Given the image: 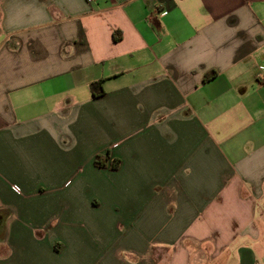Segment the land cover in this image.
<instances>
[{
	"label": "crops",
	"instance_id": "0c3cea01",
	"mask_svg": "<svg viewBox=\"0 0 264 264\" xmlns=\"http://www.w3.org/2000/svg\"><path fill=\"white\" fill-rule=\"evenodd\" d=\"M258 73L264 0H0V264H264Z\"/></svg>",
	"mask_w": 264,
	"mask_h": 264
},
{
	"label": "trees",
	"instance_id": "16d2710c",
	"mask_svg": "<svg viewBox=\"0 0 264 264\" xmlns=\"http://www.w3.org/2000/svg\"><path fill=\"white\" fill-rule=\"evenodd\" d=\"M117 39V38H115ZM89 88L91 91L92 96H99L103 93L101 81H93L89 84ZM106 157H103L101 155H97L94 159V164L100 167L106 166ZM117 164V161L115 162ZM112 168H115V166H112Z\"/></svg>",
	"mask_w": 264,
	"mask_h": 264
},
{
	"label": "built area",
	"instance_id": "2783aa9c",
	"mask_svg": "<svg viewBox=\"0 0 264 264\" xmlns=\"http://www.w3.org/2000/svg\"><path fill=\"white\" fill-rule=\"evenodd\" d=\"M260 68H262V67H260ZM262 69H263V68H262ZM258 76L263 78V77H264V74H260V73H258ZM14 189H15V190H18V187L14 186Z\"/></svg>",
	"mask_w": 264,
	"mask_h": 264
},
{
	"label": "rangeland",
	"instance_id": "374dc122",
	"mask_svg": "<svg viewBox=\"0 0 264 264\" xmlns=\"http://www.w3.org/2000/svg\"><path fill=\"white\" fill-rule=\"evenodd\" d=\"M17 187V186H16ZM13 188H14V186H13Z\"/></svg>",
	"mask_w": 264,
	"mask_h": 264
}]
</instances>
